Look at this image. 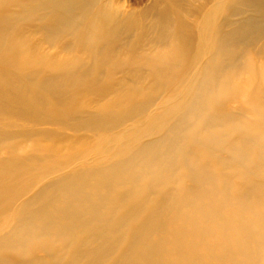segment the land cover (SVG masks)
<instances>
[{
	"label": "bare ground",
	"instance_id": "bare-ground-1",
	"mask_svg": "<svg viewBox=\"0 0 264 264\" xmlns=\"http://www.w3.org/2000/svg\"><path fill=\"white\" fill-rule=\"evenodd\" d=\"M196 1L0 0V264H264V0Z\"/></svg>",
	"mask_w": 264,
	"mask_h": 264
},
{
	"label": "rangeland",
	"instance_id": "rangeland-1",
	"mask_svg": "<svg viewBox=\"0 0 264 264\" xmlns=\"http://www.w3.org/2000/svg\"><path fill=\"white\" fill-rule=\"evenodd\" d=\"M114 1V3H115V5H121V6H123V7H125L127 10H129V9H131L132 7H134V5H135V2H137V3H142L143 5L146 3V4H150L152 1H154V0H113ZM203 1H204V3L206 2V4L208 3H210V5L211 4H213V0H198V1H196L197 3H200V5H202L203 4ZM212 1V2H211ZM202 2V3H201ZM145 4V5H146ZM209 8V7H208ZM207 8V9H208ZM51 53V52H50ZM77 54V53H76ZM232 105V104H231ZM81 134V133H80ZM80 134H77V135H80ZM61 156L63 155V154H60ZM10 157V154L8 153V154H6L5 153V150L4 151H2L1 153H0V159H2V160H6L7 158H9Z\"/></svg>",
	"mask_w": 264,
	"mask_h": 264
}]
</instances>
